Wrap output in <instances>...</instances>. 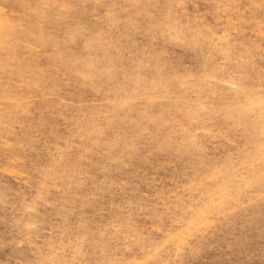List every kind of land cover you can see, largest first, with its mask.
<instances>
[{"label": "rangeland", "instance_id": "1", "mask_svg": "<svg viewBox=\"0 0 264 264\" xmlns=\"http://www.w3.org/2000/svg\"><path fill=\"white\" fill-rule=\"evenodd\" d=\"M0 264H264V0H0Z\"/></svg>", "mask_w": 264, "mask_h": 264}]
</instances>
